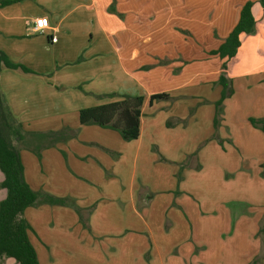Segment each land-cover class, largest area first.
Masks as SVG:
<instances>
[{"label":"crops","instance_id":"crops-1","mask_svg":"<svg viewBox=\"0 0 264 264\" xmlns=\"http://www.w3.org/2000/svg\"><path fill=\"white\" fill-rule=\"evenodd\" d=\"M246 1L255 32L241 34L227 61L234 92L215 133L224 60L210 51ZM42 16L48 26L33 31ZM0 50L32 70L0 69V89L25 130L78 128L40 160L20 149L32 189L83 211L80 221L67 205L24 210L40 264H264V201L251 195L264 179L247 177L239 185L249 195L238 196L225 176L241 168L244 150H264V132L249 122L264 118L259 0H10L0 3ZM156 93L169 98L150 104ZM121 95L144 97L136 139L78 123L80 108Z\"/></svg>","mask_w":264,"mask_h":264},{"label":"trees","instance_id":"trees-1","mask_svg":"<svg viewBox=\"0 0 264 264\" xmlns=\"http://www.w3.org/2000/svg\"><path fill=\"white\" fill-rule=\"evenodd\" d=\"M8 2L10 0L0 1V3ZM259 3L264 6V0H259ZM251 7V1L243 4L235 26L219 47L210 51L211 54H216L224 60L216 81L221 86V92L220 98L215 102L213 118L215 133L221 121L222 103L234 92L232 81L225 72L227 61L235 56L241 43V34L251 35L255 32V19ZM2 66L32 72L25 65L12 62L5 52L0 50V69ZM165 98H169L168 94L156 93L150 95L148 102L151 104L153 100ZM143 102L144 97L141 95H121L118 99L106 103L83 107L78 110V123L112 129L118 132L123 140L130 141L139 135ZM249 122L264 132V118L250 117ZM166 125L169 126L170 123L167 122ZM77 129L65 127L45 133L25 130L22 123L13 116L0 89V264H4L5 259L9 258L16 264H40L36 250L28 237L30 225L24 217V210L27 207L50 204L67 205L73 207L76 212L80 210L74 203L65 202L61 197L53 196L43 190L32 189L24 178L20 157V149H27L40 160L42 149L55 146L57 142L72 137ZM213 137L222 145L223 140L217 134ZM178 180H180L179 173ZM79 218L81 221V214ZM82 224L86 226L85 223Z\"/></svg>","mask_w":264,"mask_h":264},{"label":"rangeland","instance_id":"rangeland-1","mask_svg":"<svg viewBox=\"0 0 264 264\" xmlns=\"http://www.w3.org/2000/svg\"><path fill=\"white\" fill-rule=\"evenodd\" d=\"M252 127L255 128L254 126H252ZM210 139H212V136L210 138L206 139V142H208ZM221 140H223L222 146L225 144L228 147H233L232 140L230 138H225V139L223 138ZM243 145H245V144H243ZM255 151L258 153V155L254 154V152L252 154H249V155H254L253 159H251L249 155L247 156L248 149H246V151L244 150V154L242 155L243 158H242V162H241V166H240L241 168L239 170L238 169L237 170H228L226 175H225L227 180H229L228 184H233V185L236 184L237 185L236 193L238 196H241V195L242 196H248L249 195V189L247 188L249 186H246L245 184L239 185L240 182H242V181L245 182V179L247 177L252 178L254 180V182H257L259 179H264V150H263V153H261L260 148L258 147L257 150L255 149ZM196 152H197V150H195V153ZM242 163L244 165L243 167H242ZM184 164H186V162H184ZM248 166H249L248 169L245 168ZM256 168H258V174H256L257 173V171H255ZM232 179H235V182H231ZM252 185H253L252 186L253 192H251L252 198L254 201L261 203V201H264V183H260V180H259L258 185H256L255 183H253ZM69 203H74V202L71 200ZM68 207H70V206H68ZM71 208L74 210L73 207H71ZM78 212L75 211L77 216H79L81 213H83V211H81V209L78 210ZM260 214H262L261 226L264 227V211H260Z\"/></svg>","mask_w":264,"mask_h":264},{"label":"built area","instance_id":"built-area-1","mask_svg":"<svg viewBox=\"0 0 264 264\" xmlns=\"http://www.w3.org/2000/svg\"><path fill=\"white\" fill-rule=\"evenodd\" d=\"M48 26V18L46 16H42L36 18L33 21L32 30L35 32L42 31Z\"/></svg>","mask_w":264,"mask_h":264}]
</instances>
